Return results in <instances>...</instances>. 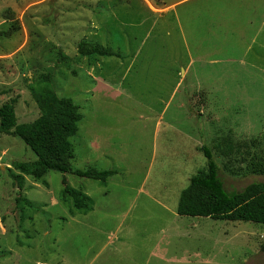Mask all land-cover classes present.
<instances>
[{"label":"rangeland","instance_id":"374dc122","mask_svg":"<svg viewBox=\"0 0 264 264\" xmlns=\"http://www.w3.org/2000/svg\"><path fill=\"white\" fill-rule=\"evenodd\" d=\"M161 3H176L179 28L172 13L156 20ZM239 3L244 13L233 0H0V107L15 101L27 123L39 116L31 88L72 100L82 119L71 169L117 172L102 183L49 171L47 187L23 176L18 189L11 162L36 156L0 134V264H111L109 236H127L132 264L151 253L162 264H264V225L176 212L206 166L201 146L226 191L264 183L246 170L264 157V0L256 14ZM247 18L257 41L231 48ZM80 41L121 59L80 57ZM63 178L90 211L62 196Z\"/></svg>","mask_w":264,"mask_h":264},{"label":"trees","instance_id":"16d2710c","mask_svg":"<svg viewBox=\"0 0 264 264\" xmlns=\"http://www.w3.org/2000/svg\"><path fill=\"white\" fill-rule=\"evenodd\" d=\"M4 17L7 21H12L10 11H6ZM16 29L15 23L1 35L10 36ZM76 50L80 57L121 59L120 55L97 43L80 41L76 44ZM31 93L39 110V116L32 122L18 123L15 101L0 107V134L19 138L36 156L34 162H11L10 166L18 172V175H11L17 181L18 189L22 188L23 176L47 187L42 180L49 171L69 173L102 183L117 174L113 170L98 171L94 168L73 171L70 166L74 158L70 139L77 133L78 123L82 119L78 106L70 99L57 97L49 88L34 87L31 88ZM200 151L206 160V166L192 176L186 188L180 192L177 215L264 225V183L255 182L240 191L228 192L224 188L219 167L210 149L201 146ZM246 170L250 174L264 177V157L252 154ZM62 185V196L72 200L74 210H91L87 195L68 187L64 178ZM16 202L31 206L24 198H18Z\"/></svg>","mask_w":264,"mask_h":264},{"label":"crops","instance_id":"0c3cea01","mask_svg":"<svg viewBox=\"0 0 264 264\" xmlns=\"http://www.w3.org/2000/svg\"><path fill=\"white\" fill-rule=\"evenodd\" d=\"M235 3H237L235 6L237 9H240L243 11V6H240L239 1L243 2L245 7L249 9V13H258L260 10V4L259 1L262 0H233ZM160 3V1H158ZM176 3L171 4L167 7H164L163 3L159 4L157 6V11L160 15H156V20H163L168 14L172 13L173 15V22L177 24V27L179 28V15L176 11ZM248 12V11H245ZM244 13V11H243ZM246 18V17H245ZM254 22V19H252ZM250 18H247L245 22H243L240 26V28L236 29V32H234V43L231 44V48L243 50V49H250L257 41V36L259 33V30L256 29L253 31V22ZM255 23V22H254ZM256 25V24H255ZM178 34V33H177ZM178 36V35H177ZM231 61V59H230ZM234 61V60H232ZM185 73V71H184ZM109 241H111V245L108 243L104 247V250H107L110 248L111 250V264H132V259L130 256L126 255V252H129L130 249L126 245L127 243V236L120 237V236H109ZM121 241V242H120ZM105 245V244H104ZM103 249L100 253H103ZM149 258V259H148ZM148 258H145L144 261L134 263V264H162L163 263V257L160 255L158 256L157 253H151ZM154 258V261L152 262L151 259Z\"/></svg>","mask_w":264,"mask_h":264}]
</instances>
